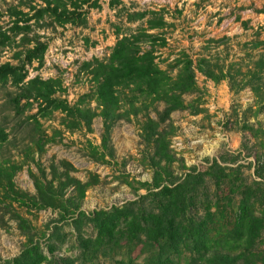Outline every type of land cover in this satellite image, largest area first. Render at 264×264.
<instances>
[{
    "label": "trees",
    "instance_id": "trees-1",
    "mask_svg": "<svg viewBox=\"0 0 264 264\" xmlns=\"http://www.w3.org/2000/svg\"><path fill=\"white\" fill-rule=\"evenodd\" d=\"M27 1L18 0L17 4L7 6L9 24L4 28L0 26V45L20 46L13 51L17 62H0V86L13 87L7 101L15 114L35 103L36 110L27 116L33 121V132L37 133L31 135L35 148L40 150L51 138L38 133L36 115L45 116L59 110L61 123L68 129L87 127L91 119L99 115L100 147H106L113 123L143 111L140 135L150 147L154 175L151 181H138L146 191L135 198L85 212L80 208V200L96 177L92 181H81L68 170L58 172L52 165L49 178L42 175V171L39 175L32 174L35 192L29 194L13 182L12 177L21 164L0 158V220L9 213L24 236L20 250L2 264H84L99 255L113 257L121 264H169L174 257L177 263L181 256L192 264H264V247L256 245L264 227V180L245 182L243 177L234 174L241 164H221L220 161H225L223 157L220 161L212 159L201 169L192 165L179 176L166 168L172 154L168 148V131L161 124L174 109L191 106V112L199 110L182 98L183 93L195 88L194 68L213 80L224 78L226 73L221 68L214 70L202 56L193 64L183 51L165 67L159 66L155 50L165 45L166 40L152 29L166 25L164 10L162 7L137 9L128 11L126 19H142L143 24L117 36L105 57L92 56L82 61L81 67L89 73L92 87L79 94L73 103H68L64 97L55 95L61 89L57 77L35 74L25 78L24 65L33 60L41 64L47 45L36 33H30V20L37 23L46 15L57 24L82 22L85 12L82 5L87 0ZM20 4H26L27 10L21 9ZM87 5L97 3L92 0ZM261 42L252 40L253 45ZM263 70L264 58L258 56L248 67V78L243 82L256 95L264 87ZM90 100L94 101L93 107L89 105ZM157 102L163 104L159 110L155 108ZM150 106L155 109V117L148 115ZM241 128L251 126L243 123ZM7 134L0 125V146L7 140ZM104 154L98 151V157ZM255 159L259 161L257 156ZM254 173L259 174L257 166ZM207 180L214 186L211 194ZM223 189L227 192L220 193ZM233 195H237L235 201ZM222 198H226V203L220 202ZM12 202L26 208L50 207L57 210L58 218H69L74 230L72 245L78 248L77 253L71 256L53 253L64 235L53 224L47 234L41 232L49 255L45 254L30 221L17 213ZM88 226L91 227L89 232Z\"/></svg>",
    "mask_w": 264,
    "mask_h": 264
},
{
    "label": "rangeland",
    "instance_id": "rangeland-1",
    "mask_svg": "<svg viewBox=\"0 0 264 264\" xmlns=\"http://www.w3.org/2000/svg\"><path fill=\"white\" fill-rule=\"evenodd\" d=\"M95 1L96 6L87 5L92 0L82 5L85 9L82 22L57 24L46 15L37 23L30 20V33H36L37 38L47 45L41 64L33 60L24 65L27 70L25 78L35 74L57 77L61 89L55 95L73 103L79 94L92 87L89 73L81 67L82 61L92 56L105 57L117 36L131 31L139 23L143 24L142 19H126V13L162 7L167 23L158 30L152 29L166 40L165 45L155 50L159 66L165 67L183 51L191 57L193 64L202 56L214 70L221 68L226 73L224 78L213 80L194 68L195 88L183 93L182 98L199 110L191 112V106L174 109L161 124L168 131V148L172 154V160L166 164L167 170L179 176L192 165L201 169L212 159L220 161L223 157L225 161H220L221 164H241L234 174L243 177L245 182L264 180V87L256 95L249 85L243 83L248 78V67L258 56L264 58V0ZM29 2L40 3V0ZM17 3L18 0H0L1 28L9 24L7 6ZM18 6L23 10L28 8L26 4ZM254 39L262 42L253 45ZM19 47L0 45V62H17L13 51ZM261 80L264 81V70L261 71ZM12 90L10 85L0 86V125L8 131L7 140L0 146V158L21 164L12 177L17 188L33 194L32 174L39 175L42 171V175L49 178L54 165L56 171L66 169L81 181H92L96 177L80 200V208L85 212L120 204L146 191L138 181H151L154 172L149 158L150 147L140 135L139 122L145 112L129 114V118H120L113 123L106 147H100L102 125L99 115L91 119L89 126L73 129L64 128L59 110H52L45 116L36 115L38 133L51 137L38 150L31 139V135L37 133L32 130V119L27 117L36 110L35 103L15 114L7 101ZM89 105L93 107L94 101L90 100ZM162 105V102H157L155 108L159 110ZM147 112L152 117L156 115L151 106ZM243 123H248L251 128H241ZM99 150L104 151L103 157H98ZM255 166L259 172L257 175ZM162 175L165 176L164 173ZM206 183L211 194L214 186L209 180ZM225 191L223 189L220 193ZM236 197L233 195V201ZM220 202L226 203V198ZM12 206L30 221L34 236L45 254L49 255L41 232L47 234L53 224L64 233L53 253L60 256L77 253L78 248L72 245L74 230L69 218H58L57 210L50 207L26 208L16 202H12ZM86 230L91 231V227H86ZM23 242L24 236L16 219L5 213L0 220V264L16 254ZM256 245L264 247V227ZM175 260L177 258L174 257L169 264H192L187 263L183 256L177 263ZM84 264L121 263H116L113 257L99 255Z\"/></svg>",
    "mask_w": 264,
    "mask_h": 264
}]
</instances>
